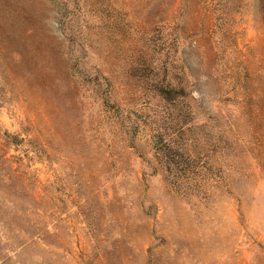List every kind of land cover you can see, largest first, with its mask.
Wrapping results in <instances>:
<instances>
[{
    "label": "rangeland",
    "instance_id": "obj_1",
    "mask_svg": "<svg viewBox=\"0 0 264 264\" xmlns=\"http://www.w3.org/2000/svg\"><path fill=\"white\" fill-rule=\"evenodd\" d=\"M0 264H264V0H0Z\"/></svg>",
    "mask_w": 264,
    "mask_h": 264
},
{
    "label": "trees",
    "instance_id": "obj_2",
    "mask_svg": "<svg viewBox=\"0 0 264 264\" xmlns=\"http://www.w3.org/2000/svg\"><path fill=\"white\" fill-rule=\"evenodd\" d=\"M171 91H172V90L165 89V88H161V93H162V95H163L164 97L170 95V94H171Z\"/></svg>",
    "mask_w": 264,
    "mask_h": 264
}]
</instances>
